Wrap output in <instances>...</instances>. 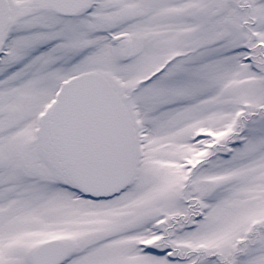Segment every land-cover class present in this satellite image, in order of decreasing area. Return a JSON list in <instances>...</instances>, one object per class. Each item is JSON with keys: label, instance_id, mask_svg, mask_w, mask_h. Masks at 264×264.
Instances as JSON below:
<instances>
[{"label": "snow or ice", "instance_id": "6c2138e0", "mask_svg": "<svg viewBox=\"0 0 264 264\" xmlns=\"http://www.w3.org/2000/svg\"><path fill=\"white\" fill-rule=\"evenodd\" d=\"M0 264H264V0H0Z\"/></svg>", "mask_w": 264, "mask_h": 264}]
</instances>
